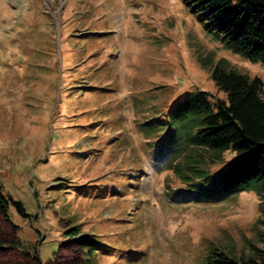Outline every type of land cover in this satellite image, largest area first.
Listing matches in <instances>:
<instances>
[{
    "label": "rangeland",
    "instance_id": "374dc122",
    "mask_svg": "<svg viewBox=\"0 0 264 264\" xmlns=\"http://www.w3.org/2000/svg\"><path fill=\"white\" fill-rule=\"evenodd\" d=\"M216 67L264 85V64L182 0H0V184L30 215L8 210L21 246L42 237L47 263L78 227L98 245L82 264H208L261 248L259 196L214 181L234 155L203 166L206 184L180 159L196 127L181 103L223 98Z\"/></svg>",
    "mask_w": 264,
    "mask_h": 264
},
{
    "label": "trees",
    "instance_id": "16d2710c",
    "mask_svg": "<svg viewBox=\"0 0 264 264\" xmlns=\"http://www.w3.org/2000/svg\"><path fill=\"white\" fill-rule=\"evenodd\" d=\"M182 1L229 50L248 61L264 64V0ZM210 80L223 98L199 91L188 93L181 103L182 111L194 115L196 127L180 159L188 163L185 170L193 172L204 184L216 177L214 181L221 190H254L263 213L259 223L264 227V85L258 78L219 67L211 71ZM224 153L234 155L226 168L214 174V178L204 176L203 166L222 162ZM10 207L19 216L30 217L22 203L0 184V264H82L85 252L98 247L89 237L80 236L78 227H73L52 260L42 263V237L31 246H21L18 227L9 218ZM259 243L262 247H254L246 257L213 252L208 256V264H264V236Z\"/></svg>",
    "mask_w": 264,
    "mask_h": 264
}]
</instances>
